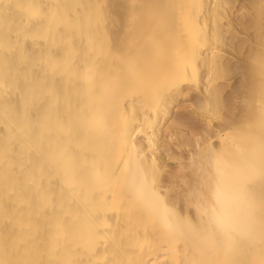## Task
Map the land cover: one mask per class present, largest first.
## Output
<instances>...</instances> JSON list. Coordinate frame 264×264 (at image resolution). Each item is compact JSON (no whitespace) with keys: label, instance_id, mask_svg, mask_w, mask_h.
I'll use <instances>...</instances> for the list:
<instances>
[{"label":"bare ground","instance_id":"bare-ground-1","mask_svg":"<svg viewBox=\"0 0 264 264\" xmlns=\"http://www.w3.org/2000/svg\"><path fill=\"white\" fill-rule=\"evenodd\" d=\"M234 1L0 0V264H264V0L244 114L162 136L214 123Z\"/></svg>","mask_w":264,"mask_h":264},{"label":"rangeland","instance_id":"rangeland-1","mask_svg":"<svg viewBox=\"0 0 264 264\" xmlns=\"http://www.w3.org/2000/svg\"><path fill=\"white\" fill-rule=\"evenodd\" d=\"M236 1V2H235ZM234 2H233V4H234V6H233V10H235L234 11V13H232V18H233V21H234V24H236V27H237V29L235 28V30H236V34L234 35V38L233 37H230V39H233V40H230L229 38H228V40H229V42H227L226 44V46H228V48L232 51V52H234L232 55H229V56H227L226 58L227 59H225L224 61H225V65L226 66H230V67H233L234 68V70H233V72L230 74V75H225V76H227V78L225 77L224 79H222V78H220V84L221 83H223V84H221V87H220V97H219V102H220V106L222 107V108H220V110L218 111V112H216L215 113V119H214V123L213 124H205V123H202V122H195V125H197V126H195V129H197V130H195L194 128H192V130L193 131H196V132H194L193 133V131L192 130H190V126H188L187 124H181V125H175V124H173V122L172 123H170V121L173 119V117H174V115L176 114V113H180V112H182V113H186V114H188L189 115V111H188V108L184 105L185 103H187V101L185 102V103H183V104H181V105H183V106H181L180 105V107L176 110V111H174V113L172 114V118L169 120V125L168 126H170L171 124V126L170 127H168V128H164V130H163V134H162V136L164 137V138H166L165 139V146H168V144L170 145L171 143L172 144H177V146H179L181 149H186V150H184V152L185 153H187V152H189V153H192L191 152V150L189 151V148L190 147H188V145L187 144H190V143H188L187 141L189 140L190 141V139L192 140V141H196V139H198L199 137V139H200V141H199V143L200 144H203V145H201L202 146V150H206V148L208 149L211 145H215L216 143H215V141H216V138H215V136L213 135V134H215V132H216V130L217 131H219V129H221V131L223 132V130H224V128H225V125H227V123H228V121L231 119V116H232V110H233V108L235 109H237V111L240 109V111H242L243 112V108H244V111H246V109H247V107H246V97L247 96H245L246 94H247V91L245 92V90H246V88L245 87H247V82H249V81H246V80H248L249 79V77H248V74H249V70H251L250 69V67L248 66V63H249V59L251 58V60L252 59H254V55H255V51H253V49L255 50L256 49V47H257V45H258V40H260V33H261V31H259L260 30V28H261V26L262 25H259V24H261V23H259L258 22V20H257V15H255V12H256V8H257V6H256V3L257 2H259L258 0L257 1H255V0H235ZM244 2V3H243ZM255 2V3H254ZM247 3H249L250 5H253V4H255L254 6H256V7H254L255 9H253V8H251V9H253V12H252V10H250V12H247L245 9H247L246 7H248V5L249 4H247ZM253 3V4H252ZM235 5H237L236 7H235ZM243 6V5H245L244 6V8H242V7H239V6ZM249 5V6H250ZM244 9V10H243ZM244 13H247V14H244ZM252 12V13H251ZM237 13V14H236ZM257 13V12H256ZM237 17V18H236ZM236 18V19H235ZM255 18V19H254ZM262 29H264V28H262ZM261 29V30H262ZM238 30H239V32H238ZM256 32H258V33H256ZM260 32V33H259ZM238 33H239V35H238ZM255 34V35H254ZM259 36H258V35ZM258 36V37H257ZM255 37V38H254ZM259 38V39H258ZM227 40V41H228ZM257 42V43H256ZM236 47V48H235ZM254 47V48H253ZM252 51L254 52L253 53V55L251 56V54L250 53H252ZM251 56V57H250ZM249 57V58H248ZM228 58H230V59H228ZM229 61V62H228ZM248 62V63H247ZM233 64H234V66L236 67V70H235V67L233 66ZM236 64V65H235ZM239 64V65H238ZM228 66V67H229ZM238 66V67H237ZM249 67V68H248ZM237 68H239V70H237ZM252 71V70H251ZM229 76V77H228ZM246 77H247V79H246ZM223 81V82H222ZM246 84V85H245ZM243 85H244V87H243ZM240 87V88H239ZM243 87V88H242ZM234 88V89H233ZM244 91H243V90ZM248 90V89H247ZM222 93V94H221ZM248 95V94H247ZM223 97V98H222ZM225 97V98H224ZM230 97V98H229ZM194 98L195 97H193L192 99L190 98L189 99V102H192L193 100H194ZM223 100H222V99ZM227 98V99H226ZM229 98V99H228ZM224 99H226V100H230L229 102L228 101H226L228 104L225 106L224 105V103L222 102V101H224ZM236 99V100H235ZM223 103V104H222ZM226 104V103H225ZM246 107V109H245V107ZM185 107V108H184ZM232 109H231V108ZM235 109V110H236ZM230 110V111H229ZM235 110H233L234 111V114L236 113V114H239L240 112L238 111H235ZM222 111V112H221ZM243 114H244V112H243ZM231 115V116H230ZM191 116V115H190ZM229 116H230V118H229ZM222 117V118H221ZM226 117V118H225ZM228 117V118H227ZM232 117H234V115L232 116ZM196 119V118H195ZM227 119H228V121H227ZM223 121V122H222ZM227 121V122H226ZM218 122H219V124H218ZM198 124H200V125H198ZM184 127H183V126ZM210 125V126H209ZM220 125V126H219ZM221 125H224V126H221ZM180 126H182V127H180ZM201 126H202V128H201ZM174 127V128H173ZM178 127V128H177ZM188 129H187V128ZM207 127V128H206ZM219 127V128H218ZM224 127V128H223ZM171 128H172V130H171ZM176 128V129H175ZM180 128V129H179ZM205 128V129H204ZM167 129V130H166ZM173 129H175V130H173ZM185 129H187V130H185ZM199 129L201 130V131H199ZM170 130H171V132H170ZM183 130V131H182ZM213 130V131H212ZM174 131H176V132H174ZM182 131V132H181ZM185 131H186V134H185ZM192 131V132H191ZM173 132V133H172ZM198 132V133H197ZM181 134V135H180ZM188 134V135H187ZM204 134V135H203ZM189 135H191V136H189ZM198 135H200V136H198ZM203 135V136H202ZM206 135V136H205ZM213 135V136H212ZM167 136V137H166ZM186 136V137H185ZM212 136V137H211ZM190 137V138H189ZM208 137V138H207ZM185 138V139H184ZM187 138V139H186ZM201 138H202V140H201ZM169 139V140H168ZM166 140H168V141H166ZM185 140V141H184ZM211 140V141H210ZM213 140V141H212ZM171 141V142H170ZM173 141V142H172ZM170 142V143H169ZM217 142V141H216ZM166 143H168V144H166ZM211 144L210 146H208L209 144ZM213 143V144H212ZM205 144V145H204ZM208 146V147H207ZM184 147V148H183ZM205 147V148H204ZM167 148V147H166ZM169 148V147H168ZM167 151V153H170L169 152V150L167 149L166 150ZM194 151V150H193ZM185 156H187L188 157V155L187 154H185ZM188 160V159H187ZM185 161V163L183 164L184 165V167H185V171L187 172L185 175H184V173H185V171H183V172H180L181 174H179V172L178 171H176L177 169H179L178 168V165H179V161L177 160V159H172V160H169L168 159V165H167V167L165 168V170L163 171V172H161V173H159V177H163L164 178V176H165V179L163 180V182H165V183H167L169 186L168 187H170V188H168V190H172V193L173 194H181V192H182V194L181 195H185V196H187L188 194H192V189H193V191L194 190H197V191H200V190H205L206 189V186L204 185V182L206 183V181H204V177H202L201 179H200V176H199V170H198V168L193 164V162L191 161V159L189 158V164H188V161ZM187 162V163H186ZM191 163V164H190ZM173 165V166H172ZM190 166V167H189ZM187 167V168H186ZM191 168V169H190ZM194 170H193V169ZM197 168V169H196ZM166 169H167V171L168 172H166ZM171 170V172L172 171H176V172H178L177 173V175L179 176H182V177H179L178 178V176L176 177H173L172 175H171V172H169L170 170ZM190 170V171H189ZM195 171V172H194ZM198 171V172H197ZM164 175V176H163ZM184 175V176H183ZM187 175V176H186ZM168 176V177H167ZM185 176H186V178H185ZM189 176V177H188ZM173 177V178H172ZM184 178V179H183ZM187 178H188V180H187ZM189 178H191V179H189ZM196 179L197 178V180H193V179ZM167 179V180H166ZM183 179V181H181ZM190 180V181H189ZM185 181V182H184ZM197 181V182H196ZM188 182V183H187ZM195 184H194V183ZM186 183V184H185ZM193 184H194V186H193ZM201 185H203V186H201ZM191 187V188H190ZM194 187V188H193ZM197 187V188H196ZM190 188V189H189ZM196 188V189H195ZM200 188V189H199ZM204 188V189H203ZM187 189V190H186ZM188 189H189V191H188ZM179 190V191H178ZM185 190V191H184ZM175 191V192H174ZM194 195V194H193Z\"/></svg>","mask_w":264,"mask_h":264}]
</instances>
